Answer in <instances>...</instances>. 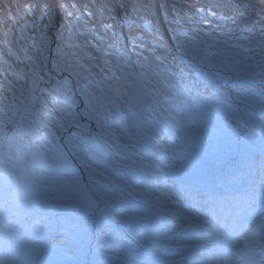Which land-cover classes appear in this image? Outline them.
I'll return each instance as SVG.
<instances>
[{
    "label": "rangeland",
    "instance_id": "1",
    "mask_svg": "<svg viewBox=\"0 0 264 264\" xmlns=\"http://www.w3.org/2000/svg\"><path fill=\"white\" fill-rule=\"evenodd\" d=\"M4 1L0 9V34L6 37L0 39V138L10 134L12 147L22 146L26 137L37 136L47 123L43 158L54 167L60 166L62 157L67 159L65 147L54 144L62 133L74 156L86 154L82 159L86 164L92 151L100 154L97 146L110 142L107 139L118 142L121 154L114 162L91 161L103 170L102 181L92 188L80 182L72 195L81 201L65 207L72 217L80 215L88 230L94 229L88 240L89 260L143 264L149 254L128 244L135 239L159 245L170 264H235L232 255L238 250L233 246L226 255L222 234L208 215L225 212V204L236 201L235 190L249 186L248 176L257 177L263 169L258 172L262 184L253 194L251 213L243 208L216 219L225 226H230L224 223L231 217L250 221L243 240L235 235L234 242L243 246L255 239L260 246L264 241V4L260 0H249L248 5L231 0L228 8H220L217 0H173L175 14L166 18L164 0H119L122 15L112 6L115 0ZM7 17L13 26L7 24ZM129 19L140 25L121 42L114 32ZM60 43L65 53L59 51ZM93 72L105 80L100 88L88 85L87 75L94 76ZM152 102L157 108L154 117L138 118ZM50 104H57L56 119L43 116ZM118 107L125 108V121L114 125L116 136L104 138L101 120L106 113L118 116ZM28 123L33 132L28 131ZM16 155L29 157L22 148H16ZM68 162L64 179L85 166L75 158L63 166ZM94 169L88 167L86 173ZM0 175L7 178L0 179V235L11 242L16 226L22 229L33 213L26 205L27 195L21 196L23 210L13 209L12 205L19 206L14 195L1 194L11 187L8 173ZM211 181L214 187L208 186ZM33 184L40 189L33 192L37 196L46 186L49 199L67 196V183L53 174L42 173ZM212 187L222 199L221 206L215 202L214 208L221 209H212L216 212L207 209L210 201L203 196ZM32 188L24 187L18 196ZM188 191L201 194L188 196ZM137 201L148 207L137 208L131 219ZM150 207L158 212V222L160 217L165 219L169 229L142 228L132 236L130 224L139 229L144 218L154 228L147 222ZM231 225L237 228L236 223ZM85 236L77 241L81 246L87 244ZM210 240L217 247L207 246ZM56 249L38 257V264H55L51 254L73 246ZM17 252L15 248V256ZM248 252L247 264L258 263L254 245ZM75 254L63 258L64 264ZM86 258L80 255L73 263ZM11 262L15 264L16 258L7 264Z\"/></svg>",
    "mask_w": 264,
    "mask_h": 264
},
{
    "label": "trees",
    "instance_id": "2",
    "mask_svg": "<svg viewBox=\"0 0 264 264\" xmlns=\"http://www.w3.org/2000/svg\"><path fill=\"white\" fill-rule=\"evenodd\" d=\"M66 154H67V159H64V157H62V160L59 163L60 167H58V168H62L63 171L59 170L57 167H54L52 174L54 175L55 178L63 180V183H67L68 185L66 188L67 196L59 197L57 200L49 199L47 195V190L49 186L44 187L43 188L44 192L39 194V196H37L36 194H33V192L40 191V189H37V188H32V190L22 193V196L25 197L27 195L25 197V202L27 205H31L32 207L36 205L38 201H41L40 203L43 208L44 215L38 214V216H40L38 218V221L41 224L44 223L43 231L45 234H48V233L50 234L52 233V231H55L57 233H64L65 235H67V241H69V239L73 235H77V238L79 239L81 235L85 234V232L87 233V230L89 229V225L87 224L85 220L83 222H82V219L81 221L79 220L80 215H77L79 218L72 217L70 215V211L65 209L66 206H70L74 201H78V200L81 201V199L76 198L74 195H72V192L73 191L78 192L77 188L80 182L84 183L87 187L92 188L93 186L98 184L100 179H103V173L99 171L98 169H94L91 173L87 174L86 170L88 169V167H91L92 164H94L93 162L90 163L88 160L86 164L82 162V158L80 154H77L76 156H74L73 152L72 151L70 152L69 150L68 152H66ZM79 157H80V160L78 159ZM52 158H54V156H52ZM74 158L78 161L77 163L85 164V166H82L79 164L81 169L73 170V173L71 174V178L64 179V173H63L64 168L70 165L71 163L68 162L65 166H63V164L68 159L74 160ZM26 188H27V185H26ZM210 195H212V199H215L217 196L213 193H211ZM233 203H236V201H233ZM57 210L59 213H55ZM236 221L241 222L239 219H237ZM78 227H82L83 230L79 231V229H77ZM242 228L243 229L245 228L243 224H242ZM76 231L78 232L76 233ZM239 233L242 234L243 232L241 231ZM128 244H131V246H133L134 249L137 251H138V248H140L139 243L132 241V243L129 242ZM72 246H75V242H72ZM256 257L258 259V263L264 264V247L260 246L257 248Z\"/></svg>",
    "mask_w": 264,
    "mask_h": 264
},
{
    "label": "bare ground",
    "instance_id": "3",
    "mask_svg": "<svg viewBox=\"0 0 264 264\" xmlns=\"http://www.w3.org/2000/svg\"><path fill=\"white\" fill-rule=\"evenodd\" d=\"M79 1L81 2V0H79ZM120 1L119 0H115L114 2H112V6L114 5V7L116 8V11L118 12V14L119 15H122V5H121V2L122 1L121 2ZM145 1H147V0H145ZM164 1L168 4L167 12L166 13H163L164 14V17L165 18L166 17H169V16L172 17L175 14V12H174V9H175L174 2H173V0H164ZM230 1L231 0H217V4H218V6L220 8H228L231 5ZM241 1H243L242 4L243 3H245L246 5L249 4L248 3L249 0H241ZM60 2H62V0H60ZM4 6H5V1L4 0H0V9L2 7H4ZM194 7H195V4H194ZM22 10L24 11V9H22ZM150 10H151V12L154 13V16H156V14H157L156 10L153 9V8L150 9ZM32 11L34 12L35 11V8H33ZM175 21H176V18L172 22H175ZM139 25H140V22L137 21L136 19H134V20H130V19L129 20H126V21L123 22L122 25L119 24V26L116 27V30L114 32V35L120 37V41L121 42H124L125 41V38L129 36L130 30L136 29L137 27H139ZM4 38H6L5 35L0 34V39L3 40ZM58 49L62 53H65L66 52V47H65L64 43H60L59 46H58ZM189 68H192V67H189ZM79 82H80V80L77 81V83H79ZM55 88H57V86H55ZM66 99H67L66 96H63L62 97V100L63 101L66 100ZM156 111H157V108H156L154 102H152L149 105L147 112L145 113V112L142 111L141 114H138V118L145 117L146 119H152L154 117ZM34 117L35 118L38 117V112H35L34 113ZM27 128H28V131L29 132H33V130H34L32 128V126L30 125V123H28ZM223 170H224V168H223ZM1 178H4L5 180L7 179L3 175H0V179ZM185 205H187V204H185Z\"/></svg>",
    "mask_w": 264,
    "mask_h": 264
},
{
    "label": "clouds",
    "instance_id": "4",
    "mask_svg": "<svg viewBox=\"0 0 264 264\" xmlns=\"http://www.w3.org/2000/svg\"><path fill=\"white\" fill-rule=\"evenodd\" d=\"M10 22H11V20H10ZM13 24V23H12ZM79 84H80V82H79ZM83 96H85V95H83ZM57 104H54V105H52V104H50V109H46V110H44L42 113H43V115H45V116H48V118L49 119H56V117H57V114L55 113V112H53V108H56L57 106H56ZM67 109H69L68 107H67ZM47 139H48V137H46ZM2 142V140L0 139V143ZM6 143H10L9 142V140H7L6 141ZM1 146V145H0ZM15 155H16V152H15ZM44 155H47V152L45 151L44 152ZM44 155H43V157H44ZM16 157H17V155H16ZM18 158V157H17Z\"/></svg>",
    "mask_w": 264,
    "mask_h": 264
},
{
    "label": "snow or ice",
    "instance_id": "5",
    "mask_svg": "<svg viewBox=\"0 0 264 264\" xmlns=\"http://www.w3.org/2000/svg\"><path fill=\"white\" fill-rule=\"evenodd\" d=\"M260 3L264 4V0H260ZM156 58L161 59V57H159V56H157ZM261 246L264 247V242H262ZM0 264H3V262H0Z\"/></svg>",
    "mask_w": 264,
    "mask_h": 264
},
{
    "label": "water",
    "instance_id": "6",
    "mask_svg": "<svg viewBox=\"0 0 264 264\" xmlns=\"http://www.w3.org/2000/svg\"><path fill=\"white\" fill-rule=\"evenodd\" d=\"M146 93V92H145Z\"/></svg>",
    "mask_w": 264,
    "mask_h": 264
}]
</instances>
